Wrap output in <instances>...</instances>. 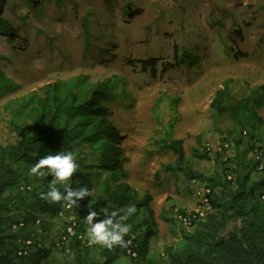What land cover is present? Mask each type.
Returning <instances> with one entry per match:
<instances>
[{"label":"rangeland","instance_id":"obj_1","mask_svg":"<svg viewBox=\"0 0 264 264\" xmlns=\"http://www.w3.org/2000/svg\"><path fill=\"white\" fill-rule=\"evenodd\" d=\"M39 3L33 7L28 6V0H7L3 10L20 39L11 44L7 36L0 34V55L7 57L0 60V66L22 87L0 99V105L45 83L81 73L88 74L94 82L113 77L119 90L109 105L122 135L120 145L129 183L140 194H151L160 243H172L182 230H187L173 215V208L192 209L197 200L196 186L208 184L200 180L195 183L183 173H159L162 165L175 163L177 156L155 140L182 138L188 163L204 175L217 173L223 165L219 156L224 160L240 158L249 135L242 136L241 146L237 140L241 131L249 128L238 126L228 116L217 118L210 103L227 79L239 97L248 88L244 83H264V0ZM135 10L140 13L134 14ZM85 23L89 33L85 32ZM234 29H240L241 34ZM175 44L189 54L178 67L163 73L161 61L173 60ZM149 58L161 59L156 76L142 71L137 62ZM259 113L264 122V107ZM169 122L174 124L170 133ZM2 123L0 113V131ZM263 131L264 124L258 135L262 136ZM7 135L4 130L0 137ZM224 139L233 142L229 152L204 151L206 142L218 144ZM237 165L231 162L223 166L229 167L228 174L234 178L232 168ZM261 174L253 172L257 177ZM62 227L63 221L57 219L50 238L59 235ZM38 228L41 234L46 233Z\"/></svg>","mask_w":264,"mask_h":264},{"label":"trees","instance_id":"obj_2","mask_svg":"<svg viewBox=\"0 0 264 264\" xmlns=\"http://www.w3.org/2000/svg\"><path fill=\"white\" fill-rule=\"evenodd\" d=\"M6 3L7 0H0V34L7 36L12 44L20 36L11 21L3 16ZM39 5V0H28V6ZM139 13V10L134 11V14ZM85 32L89 33L87 23ZM234 32L241 34L240 29ZM188 54L175 44L173 60L161 61V71L175 69ZM6 58L0 55V60ZM160 60L149 58L137 62L142 71L156 76ZM231 83L227 79L215 92L210 109L217 118L228 116L238 126L249 128V142L243 147L240 158L224 160V156L218 155L223 165L238 162L235 169L230 166L236 175L233 179H228L229 167L223 165L214 175L193 169L182 138H171L169 142L161 137L155 140L177 156L175 163L162 165L159 173H183L191 180L205 181L214 190L212 212L163 246L151 194H140L128 180L130 174L120 145L122 135L109 105V100L118 97L119 83L115 84L113 77L94 82L88 74L81 73L8 98L0 105L3 121L0 134L8 131L7 136L0 137V264H264V200L261 199L264 173L254 176L253 172H259L257 163L248 160L256 141L264 136V131L262 136L258 135L264 124L259 113L264 107V83L256 86L244 83L248 88L241 97L233 93ZM21 87L0 66V99L17 93ZM132 102L134 104L135 99ZM173 126L169 122L167 132L170 133ZM242 141L240 136L237 145L241 146ZM199 143H202L201 136ZM59 151H71L78 164L68 181L69 186L94 189L92 196L68 208L62 201L48 203L40 198L39 194L48 190L53 179L50 174L28 175V169L38 159ZM197 151L195 149L194 154ZM57 187L63 191L59 184ZM128 205H135L137 211L123 221L131 226L125 236V240L130 241L126 248L114 246L109 250L87 244L88 226L84 218L89 208L97 211V219H103L106 209L118 210ZM60 211L79 221L86 241L72 237L57 245L58 235L50 238ZM37 219L42 220L39 225ZM20 222L25 226L14 229ZM38 227L46 233L41 234ZM30 236L34 240L31 252L19 254L29 248L19 239Z\"/></svg>","mask_w":264,"mask_h":264},{"label":"clouds","instance_id":"obj_3","mask_svg":"<svg viewBox=\"0 0 264 264\" xmlns=\"http://www.w3.org/2000/svg\"><path fill=\"white\" fill-rule=\"evenodd\" d=\"M247 130V129H245ZM241 131V136L243 135ZM248 131V130H247ZM249 134V131H248ZM248 136V135H246ZM259 139L256 141V144H260L263 141ZM225 140V139H224ZM256 145V146H257ZM205 151V150H204ZM253 151V150H252ZM206 152V151H205ZM252 155V152H251ZM227 158V157H226ZM253 159V156H252ZM254 160V159H253ZM78 164L76 163V158L71 151H59L55 154H48L42 156L36 161V163L28 169L29 176H42V175H51L53 179L48 184V190L46 192H41L40 198L47 201L48 203H57L63 202L67 208L71 205H76L80 200L92 196L94 189H89L87 186L80 187L78 189H73L69 186L68 181L77 171ZM47 170L46 173L43 170ZM258 170V169H257ZM262 173V171L258 170ZM60 185L63 188H58L57 185ZM264 191V190H263ZM137 209L135 205H128L126 207H121L118 210H105L103 219H97V211L89 208L87 216L84 218V222L87 224V236L84 234V231L81 229V224L79 221L71 215L65 214L64 211H60L58 219L63 221V227L60 231L58 237L55 239L56 242L62 237L66 232V228L72 220L77 222V231L84 235V238H79L78 236H73L75 238L81 239L83 241L87 240V244H97L104 248L111 250L114 246H119L121 248H126L130 243L129 240H125V236L131 231V226L123 221L127 220L128 217L133 216L136 213ZM39 220V222H38ZM41 219H37L36 224H40ZM186 229V228H185ZM33 238L30 236L24 238L21 242L24 246L29 247L26 249L28 254L31 252V247L34 246V240L31 245H26L25 241L27 239ZM72 238V237H71ZM57 244V243H56ZM58 245V244H57ZM38 246H41L38 243ZM21 254V255H28Z\"/></svg>","mask_w":264,"mask_h":264},{"label":"built area","instance_id":"obj_4","mask_svg":"<svg viewBox=\"0 0 264 264\" xmlns=\"http://www.w3.org/2000/svg\"><path fill=\"white\" fill-rule=\"evenodd\" d=\"M243 135H248V131L244 130ZM233 142L230 139H225L218 144H213L211 142H206L204 145V150L208 153L224 154L232 149ZM252 156L254 161L257 163V169L264 170V139L258 144L252 151ZM228 179H233V174H228ZM196 183V180H193ZM213 193L214 190L210 185L196 186L194 190V195L196 197V203L194 207L188 211H182L180 207L174 208V215L177 221L186 229H191L194 222L207 217V215L213 210ZM261 199L264 200V191L261 193ZM39 222V220H38ZM24 222L14 225V229L19 227H24ZM77 222L72 220L66 228V232L58 240L57 244H63L67 242L71 237L78 236L79 238H84L82 233L77 231ZM21 241V240H20ZM33 240L31 238L25 241L26 245H31ZM19 254H28L26 249L19 251Z\"/></svg>","mask_w":264,"mask_h":264},{"label":"crops","instance_id":"obj_5","mask_svg":"<svg viewBox=\"0 0 264 264\" xmlns=\"http://www.w3.org/2000/svg\"><path fill=\"white\" fill-rule=\"evenodd\" d=\"M255 1V0H254ZM236 71V73H237V69L235 70ZM239 78L240 77H243V75H240V76H238ZM245 77V76H244ZM250 159L252 160V158H251V155H250ZM262 173H264V172H262Z\"/></svg>","mask_w":264,"mask_h":264}]
</instances>
